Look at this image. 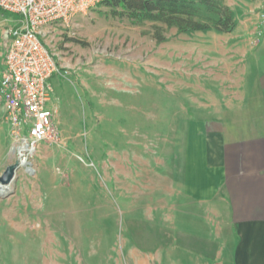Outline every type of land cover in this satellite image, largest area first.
Masks as SVG:
<instances>
[{"label":"rangeland","instance_id":"rangeland-1","mask_svg":"<svg viewBox=\"0 0 264 264\" xmlns=\"http://www.w3.org/2000/svg\"><path fill=\"white\" fill-rule=\"evenodd\" d=\"M222 1L231 32H183L113 15L105 3L41 27L59 66L47 104L59 138L41 141L22 164L0 108V176L18 163L0 191V264H138L140 251L169 245L156 240L139 202L156 168L170 167L171 125L188 114V88L205 91L194 74L218 73L224 58L241 68L264 58V0ZM18 20L0 9V58Z\"/></svg>","mask_w":264,"mask_h":264},{"label":"crops","instance_id":"crops-1","mask_svg":"<svg viewBox=\"0 0 264 264\" xmlns=\"http://www.w3.org/2000/svg\"><path fill=\"white\" fill-rule=\"evenodd\" d=\"M241 63L224 58L218 73L194 74L205 91L188 88V114L171 125L170 167L156 168L139 202L156 240L170 243L140 251L138 264H264V58Z\"/></svg>","mask_w":264,"mask_h":264},{"label":"built area","instance_id":"built-area-1","mask_svg":"<svg viewBox=\"0 0 264 264\" xmlns=\"http://www.w3.org/2000/svg\"><path fill=\"white\" fill-rule=\"evenodd\" d=\"M103 1L0 0L1 10L19 18V23L7 29L4 67L0 70V104L22 158L33 156L41 141L59 138L55 111L47 107L52 97L51 79L59 66L43 40L41 27L56 21L68 22ZM3 29L0 25V31Z\"/></svg>","mask_w":264,"mask_h":264},{"label":"trees","instance_id":"trees-1","mask_svg":"<svg viewBox=\"0 0 264 264\" xmlns=\"http://www.w3.org/2000/svg\"><path fill=\"white\" fill-rule=\"evenodd\" d=\"M101 3L107 4L113 15L159 21L183 32L211 27L231 32L235 28L232 12L222 0H104Z\"/></svg>","mask_w":264,"mask_h":264},{"label":"water","instance_id":"water-1","mask_svg":"<svg viewBox=\"0 0 264 264\" xmlns=\"http://www.w3.org/2000/svg\"><path fill=\"white\" fill-rule=\"evenodd\" d=\"M8 30L5 32L4 34V40L7 41L8 40ZM18 168V163H14V164H10L9 166H7L5 168V170L3 171L2 175L0 176V183L7 185L9 184L12 179L14 178L16 169Z\"/></svg>","mask_w":264,"mask_h":264},{"label":"bare ground","instance_id":"bare-ground-1","mask_svg":"<svg viewBox=\"0 0 264 264\" xmlns=\"http://www.w3.org/2000/svg\"><path fill=\"white\" fill-rule=\"evenodd\" d=\"M20 161H21L22 164L27 163V159L26 158H22ZM6 186H8V185L0 184V191L2 193L8 192V187H6Z\"/></svg>","mask_w":264,"mask_h":264}]
</instances>
